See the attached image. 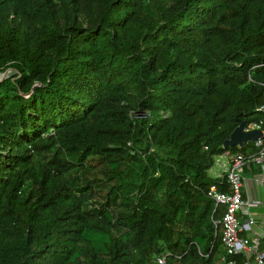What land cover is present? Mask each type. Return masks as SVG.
<instances>
[{
    "label": "trees",
    "instance_id": "16d2710c",
    "mask_svg": "<svg viewBox=\"0 0 264 264\" xmlns=\"http://www.w3.org/2000/svg\"><path fill=\"white\" fill-rule=\"evenodd\" d=\"M5 72L0 264L220 262L209 170L264 129V0H0Z\"/></svg>",
    "mask_w": 264,
    "mask_h": 264
},
{
    "label": "built area",
    "instance_id": "2783aa9c",
    "mask_svg": "<svg viewBox=\"0 0 264 264\" xmlns=\"http://www.w3.org/2000/svg\"><path fill=\"white\" fill-rule=\"evenodd\" d=\"M258 110H264V105ZM245 129L263 131L262 136L253 142L255 151L247 155L225 151L215 158L211 168L217 166L221 169L213 177L219 178L228 187V190H221L217 184H212L207 192L217 206L224 207L216 223L221 225L226 252L218 264H235L236 260L228 261L227 256L238 254L248 258L244 264H264V214L257 215L252 211L255 207H264V129L262 123L258 122H253ZM225 159L226 163H223ZM247 165L255 166L258 171L253 175L245 197L243 172ZM158 262L164 264L165 257L160 256Z\"/></svg>",
    "mask_w": 264,
    "mask_h": 264
},
{
    "label": "water",
    "instance_id": "95a60500",
    "mask_svg": "<svg viewBox=\"0 0 264 264\" xmlns=\"http://www.w3.org/2000/svg\"><path fill=\"white\" fill-rule=\"evenodd\" d=\"M245 128V122L241 121L240 124L230 134V136L225 140L224 147H242L249 142H255L263 134L261 129L246 130Z\"/></svg>",
    "mask_w": 264,
    "mask_h": 264
},
{
    "label": "crops",
    "instance_id": "0c3cea01",
    "mask_svg": "<svg viewBox=\"0 0 264 264\" xmlns=\"http://www.w3.org/2000/svg\"><path fill=\"white\" fill-rule=\"evenodd\" d=\"M225 160H223V163H226ZM249 167V168H248ZM221 171V169L217 166H215L213 169L209 170V174L211 176H214L216 173H219ZM258 169L255 166H246L245 170L243 172V177H244V196L246 197L248 195V185L251 184L252 181V177L254 175L255 172H257ZM262 196L264 198V192L262 193Z\"/></svg>",
    "mask_w": 264,
    "mask_h": 264
},
{
    "label": "rangeland",
    "instance_id": "374dc122",
    "mask_svg": "<svg viewBox=\"0 0 264 264\" xmlns=\"http://www.w3.org/2000/svg\"><path fill=\"white\" fill-rule=\"evenodd\" d=\"M5 76H6V72L0 73V79H2ZM252 211L255 212V214H257V215H261V214H264V207H255L252 209Z\"/></svg>",
    "mask_w": 264,
    "mask_h": 264
}]
</instances>
